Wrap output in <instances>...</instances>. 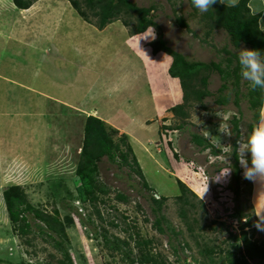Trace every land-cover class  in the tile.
Returning <instances> with one entry per match:
<instances>
[{"label": "rangeland", "instance_id": "1", "mask_svg": "<svg viewBox=\"0 0 264 264\" xmlns=\"http://www.w3.org/2000/svg\"><path fill=\"white\" fill-rule=\"evenodd\" d=\"M129 1L138 7H154L153 21L160 27L152 28L154 38L151 28L130 36L119 21L98 30L94 20L83 21L68 0H36L27 10L0 0V259L7 263L55 264L60 258L45 236L44 225L43 232L36 226L39 221L33 213L29 214V233L20 235L13 229L2 196L13 186L21 187L35 210L50 215L56 210L62 221L69 216L72 222L66 232L74 264H115L120 260V254L111 255L105 249L102 229L120 239L136 232L151 239L153 253L161 254L169 264L207 262L199 253L203 245L214 251L216 261L227 252L241 253L240 241L232 237L240 236V226L246 221L250 223L243 227L247 236L264 245V179L257 177L248 183L239 163L236 195L232 177L235 134L230 120L240 117L238 140L253 123L254 110L246 97L248 82L240 77L237 108L233 78L220 92L223 81L219 74L200 71L199 77H208L210 95L203 100L206 108L190 101L183 128L177 130L182 121L173 117L169 108L182 104L179 81L168 75L171 57L154 55L149 43L160 35L169 48L188 60L220 63L223 69L227 58L236 65L231 55L238 58L237 49L248 48L241 45L235 49L223 30H209L202 13L197 8L194 11L187 0ZM79 3L85 5L84 0ZM177 17L188 27H179ZM220 95L227 96L224 106L215 103ZM155 105L161 107L165 118L159 116ZM89 114L118 129L113 139L122 149L121 137L126 135L153 189L146 191L128 167L103 158L98 170L109 193L97 204L102 219L87 203L69 199L66 193L78 195L73 176ZM260 115L264 119V106ZM192 134L204 137L220 152L202 151L191 142ZM177 181L195 195L189 199L185 218L179 216ZM117 193L127 202L119 201ZM151 195L167 198L162 211L168 225L165 234L152 226ZM237 207L242 217L235 216ZM129 244L135 253L133 242Z\"/></svg>", "mask_w": 264, "mask_h": 264}, {"label": "trees", "instance_id": "2", "mask_svg": "<svg viewBox=\"0 0 264 264\" xmlns=\"http://www.w3.org/2000/svg\"><path fill=\"white\" fill-rule=\"evenodd\" d=\"M13 6L17 10H27L32 6L36 0H10ZM72 8L76 11V14L85 22L92 23L90 17L94 20L93 25L98 30H103L110 24L117 21L122 23L123 27L129 29L130 36L140 35L145 33L149 28H155L159 30L160 27L153 21V6L138 7L129 0H84V3H79V0H68ZM194 11L197 9L193 6L192 0H187ZM249 0H238L235 7H229L222 3H215L211 6L207 12L202 13L201 18L206 22L209 30L219 28L223 30L229 38L230 44L235 48H239L244 45L248 50H258L261 52V58L264 59V30L259 25L261 18L260 13H251L248 6ZM133 19V20H132ZM176 23L179 27L187 28L188 25L182 17L176 18ZM207 34V33H206ZM151 51L154 55L158 52H163L171 57V63L168 68V75L179 81L181 88V100L182 104H177L169 108V112L172 113L173 117L181 119V125L175 128L182 129L183 123L188 113L186 106L190 105V101L198 102L200 107L206 108L203 104V100L210 95L207 90V76L199 77L200 71L213 73L217 72L223 81L220 92L227 87L229 78H233L232 85L236 88L235 98L233 100L237 108L239 104L238 97V85L240 80V69L238 64V58L235 55H231L236 59V65L232 66V59H226V66L223 69L220 63H203L198 61H190L181 53H178L166 45V42L158 35L156 40L149 43ZM133 53L140 56V51L136 48L131 49ZM226 53H229L225 50ZM146 67V66H145ZM165 69V67H164ZM248 89L246 92L247 101L249 108L254 110L253 123L247 125V132L251 131V128L261 119V108L264 100V89L257 88L253 90L249 83H247ZM216 105L224 106L227 103V96H218L215 100ZM231 131L235 134V138L231 142L232 150V177L236 184L234 190L235 194H239V183H240V169L238 167L239 161L236 153L237 140L240 136V117H233L230 120ZM118 129L108 125L103 119L96 115L89 114L85 118L83 126V137L82 145L79 152L78 162L76 163L73 183L75 192L78 193L73 196V192L66 190L68 198L79 199L82 203L88 204L92 207L94 213L99 219H102L100 210L98 208V202L103 203L102 197H105L109 193V189L106 187L104 182L100 179L99 175V163L103 158H106L111 163H119L128 167L134 172L142 181V186L146 191H153L146 181L145 176L141 170V167L134 155L133 149L126 142V135L121 137L123 149L120 143L113 139V136L117 134ZM191 142L199 146L202 151L209 150L213 155H217L220 151L215 149L204 137L192 134ZM119 161V162H118ZM249 166L250 155L248 156ZM250 183V179H246ZM180 195L177 196L176 202L180 203L178 207L179 216L185 218L189 209V199L194 198L195 195L192 191L186 187L181 181H177ZM3 201L7 211V216L11 222L13 229L17 230L20 235L29 233V214L33 213L36 226L43 232L45 227V236L49 239L53 249L60 255L59 259H56L55 264H74L73 259L68 251L70 244L69 238L67 237V227L70 225L72 220L69 216H66L64 221L59 219L58 212L55 210L53 215L45 213L43 211L35 210L27 201L24 191L19 186H13L8 188L3 193ZM116 198L121 202H127V198L117 193ZM166 197L160 196L156 198L154 195L150 196V202L152 204L151 211L154 216L153 228L160 234H165L168 230V225L163 211V206ZM69 208H72L68 205ZM236 217H242L243 212L240 208H236ZM90 219V218H89ZM90 222V220H89ZM192 222L196 223L193 219ZM41 224V225H40ZM111 226L117 227L113 222ZM165 225V227H164ZM185 225L189 231L192 232V226L187 219ZM250 223L246 221L245 224L241 225V234L232 239H238L240 241L242 252H227L225 258L219 257L218 261L215 260L213 250L210 247L203 245L200 248L199 253L205 256L207 262L201 264H249L248 261L257 260L261 263L264 260V245L256 241H251L247 236V233L243 230V227ZM205 227V226H203ZM199 227V229H203ZM128 232V230L126 229ZM174 232V231H173ZM103 245L108 252L112 254H120L121 258L115 264H169L161 254L153 253L154 247L152 246V240L142 238L136 232L134 234L129 233L126 239H120L117 236H108L105 229H102ZM133 242L134 249L129 244V241ZM195 244L199 247L201 245L195 240ZM187 243H184V247ZM220 251V250H218ZM258 263V264H259ZM0 264H12L7 263L0 259ZM23 264V263H14Z\"/></svg>", "mask_w": 264, "mask_h": 264}, {"label": "clouds", "instance_id": "3", "mask_svg": "<svg viewBox=\"0 0 264 264\" xmlns=\"http://www.w3.org/2000/svg\"><path fill=\"white\" fill-rule=\"evenodd\" d=\"M217 2L235 7L238 0H192L193 6L201 13L207 12ZM150 31L151 37L154 38V30L151 28ZM237 51L241 77L249 83L253 90L264 89V59L261 58V52L243 48ZM160 53L163 52L157 54ZM236 153L246 179L257 177L264 179V119L254 124L251 131L237 141ZM249 155L251 167L248 166L249 161L246 159Z\"/></svg>", "mask_w": 264, "mask_h": 264}, {"label": "crops", "instance_id": "4", "mask_svg": "<svg viewBox=\"0 0 264 264\" xmlns=\"http://www.w3.org/2000/svg\"><path fill=\"white\" fill-rule=\"evenodd\" d=\"M248 6L250 8L251 13L253 14L260 13L262 15L259 21V25L264 30V0H249ZM263 106H264V100H263ZM154 109L159 113V116H163V118H165V113L161 111V107L159 108V106L155 105ZM134 121L136 122V120H133L131 122H134Z\"/></svg>", "mask_w": 264, "mask_h": 264}]
</instances>
